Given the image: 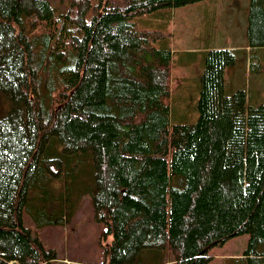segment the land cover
<instances>
[{"label": "trees", "instance_id": "16d2710c", "mask_svg": "<svg viewBox=\"0 0 264 264\" xmlns=\"http://www.w3.org/2000/svg\"><path fill=\"white\" fill-rule=\"evenodd\" d=\"M202 1L68 0L55 15L0 0V264H52L22 212L62 225L82 188L108 264H207L242 234L226 264H264V103L226 93L223 75L242 51H200L194 122L172 87L197 53L173 57L171 10ZM245 37L251 65L264 0H249Z\"/></svg>", "mask_w": 264, "mask_h": 264}, {"label": "rangeland", "instance_id": "374dc122", "mask_svg": "<svg viewBox=\"0 0 264 264\" xmlns=\"http://www.w3.org/2000/svg\"><path fill=\"white\" fill-rule=\"evenodd\" d=\"M48 1L53 13L59 15L68 0ZM248 7L249 0H204L171 10L172 15L167 28L171 31L172 50H183L187 46H195L201 50L206 38L215 42L219 48L244 46L246 42L245 15L248 13ZM141 19L146 20L144 17ZM153 24L152 20L151 26ZM207 49L204 48L202 51ZM243 54V52L240 53L235 64L225 69V80L232 79V83L225 87L226 93L244 89L248 97V105L264 103V54L262 58L258 57L259 54L256 57L253 56V64L248 63V67H245ZM173 57L179 60V55L175 54ZM196 60H201V56H195L193 61ZM191 62L185 65L178 64L173 68L172 87L180 88L181 103H184L183 96H186V102L191 110V121L194 122L196 113L193 107L197 100L195 88L201 68L199 62ZM82 178L85 179V177ZM53 186L56 190H61L62 182L59 177L54 179ZM82 190L83 188L80 196L78 192L74 193L77 204L74 214L62 225L38 228L25 208L22 212L24 227L37 235L45 250L55 251L56 258L52 264H108L105 248L110 244L111 237L104 236L107 226L104 222L95 220L90 196ZM246 243L247 235L242 234L226 240L222 245L211 247L208 255L212 259L207 264H226L227 258L237 257L243 252Z\"/></svg>", "mask_w": 264, "mask_h": 264}, {"label": "crops", "instance_id": "0c3cea01", "mask_svg": "<svg viewBox=\"0 0 264 264\" xmlns=\"http://www.w3.org/2000/svg\"><path fill=\"white\" fill-rule=\"evenodd\" d=\"M247 15H245V18H246ZM245 23H246V20H245ZM212 36V35H211ZM213 39L215 40L214 36H213ZM201 50L198 49V48H195V46H187L185 49L183 48L184 51L186 52H193V53H197V56H200V51H202L204 48H219L218 46L215 45V42H212L211 40H209V38H206V41L204 42V45L201 46ZM222 48H228V49H235V50H241L244 54L243 58L245 59V67H248V63H249V59L251 58V55H252V51L249 50V47H247V44L245 42V45L244 46H241V47H235V46H231V47H222ZM172 50V49H171ZM173 51V54L177 53L178 51H175V50H172ZM181 51V50H179ZM255 52V51H253ZM257 54H259L258 57H263V53H264V50L261 48V49H258L256 50ZM257 54L255 55V57L257 56ZM264 58V57H263ZM200 60H196L195 62H192V63H196V62H199ZM200 63V62H199ZM250 65V63H249ZM226 72V70H225ZM224 75V73H223ZM225 77V75H224ZM256 79V78H255ZM231 80V81H230ZM228 80V78H226L225 82H226V85L228 87V85L230 83H232V79ZM227 81H229V83H227ZM235 87V86H234ZM9 264V263H7ZM11 264H14V263H11Z\"/></svg>", "mask_w": 264, "mask_h": 264}]
</instances>
